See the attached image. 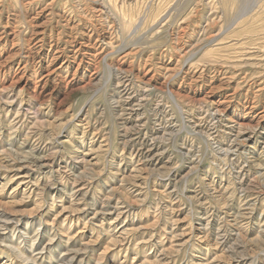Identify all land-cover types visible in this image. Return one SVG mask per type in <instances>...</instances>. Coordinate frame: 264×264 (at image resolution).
Wrapping results in <instances>:
<instances>
[{"label":"rangeland","instance_id":"1","mask_svg":"<svg viewBox=\"0 0 264 264\" xmlns=\"http://www.w3.org/2000/svg\"><path fill=\"white\" fill-rule=\"evenodd\" d=\"M0 264H264V0H0Z\"/></svg>","mask_w":264,"mask_h":264},{"label":"bare ground","instance_id":"2","mask_svg":"<svg viewBox=\"0 0 264 264\" xmlns=\"http://www.w3.org/2000/svg\"><path fill=\"white\" fill-rule=\"evenodd\" d=\"M112 11V10H111ZM35 27V26H34ZM70 42V41H69ZM33 48V47H32ZM39 49V48H38ZM37 50V49H36ZM40 158V157H39ZM38 160H40V159H38Z\"/></svg>","mask_w":264,"mask_h":264}]
</instances>
